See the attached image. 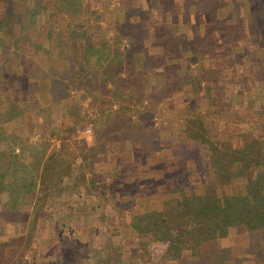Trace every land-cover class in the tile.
I'll use <instances>...</instances> for the list:
<instances>
[{"label":"trees","instance_id":"16d2710c","mask_svg":"<svg viewBox=\"0 0 264 264\" xmlns=\"http://www.w3.org/2000/svg\"><path fill=\"white\" fill-rule=\"evenodd\" d=\"M87 1L53 0L51 4L61 12L64 23L58 29L47 14L51 4L0 0V225L10 223L22 229V234L12 239L17 250L25 247L23 240H30L33 234L26 232V227L33 225L42 208H48L47 201L54 202L64 180L78 173L77 185L84 168L105 159L100 155L107 151L109 140L118 146L125 140L139 141L152 157L161 154V141L172 139L148 138L152 100L159 106L162 91L170 98L175 92L182 103L200 99L203 75L193 76L192 66H202L207 52L198 56L194 48L202 40L200 50L206 51L211 44L217 49L213 34L219 25L237 27L245 17L233 3V10L224 13L229 0H195L191 12V0H155L146 16L142 7L136 6L135 16L124 24L112 22L113 33L107 37L109 29L103 30L101 25L106 14L91 9V1ZM29 3H34L33 10ZM62 4L67 5L66 11L61 10ZM161 7L170 11L171 20L161 15ZM19 13L22 19H16ZM253 15L251 20L258 21ZM253 24V29H259ZM34 25H40V33L32 29ZM240 29L247 37L250 28ZM144 41L149 42L146 45ZM20 43L24 53L19 50ZM228 45L226 55L242 53L236 44ZM25 55L27 79L34 90L20 100L17 90L5 89L3 78L9 66L19 64ZM91 58H95V67L89 66ZM244 60L238 59L232 68L235 80L240 74V79L247 81L246 71L252 70ZM13 76H9L12 87ZM87 98L94 108L91 123L96 127L91 146L73 138L85 123L80 103ZM196 108L200 110L198 105ZM257 109L255 116L247 115V128L237 129L233 124L228 128L232 134L228 140L211 136V124L205 123L203 114L194 115L184 125L182 120L176 123L178 136L205 149L199 158L202 168L198 170L195 160L186 159L191 162L187 171H174L166 179L161 210L129 217L126 230L137 255L133 261L139 257L143 264H228L233 254L227 235L232 233L244 240L237 246L235 260L248 253L264 264V107ZM189 112L179 115L187 117ZM51 139L59 144L51 147ZM184 140H180L181 148ZM167 148L171 154L179 153L170 145ZM196 175L207 176L197 184L191 181ZM152 242L167 244L157 261L148 250ZM9 245L5 242L1 247Z\"/></svg>","mask_w":264,"mask_h":264},{"label":"rangeland","instance_id":"374dc122","mask_svg":"<svg viewBox=\"0 0 264 264\" xmlns=\"http://www.w3.org/2000/svg\"><path fill=\"white\" fill-rule=\"evenodd\" d=\"M43 1L45 4L53 3V0ZM88 1H91V4L103 1L101 6L105 8L101 11H104L106 17L102 19L101 25L103 30L109 29L107 37L112 36L111 29L114 23H119V26L124 24L125 20L135 13L136 6L142 7V13L146 16L151 6L154 8L155 4V0ZM211 1L200 0L202 3ZM194 2L195 0L190 1V12L194 9ZM227 3L229 5L223 8L225 14L233 10L230 4L233 3L235 8L244 11L245 17H241L242 25L239 23L237 27L219 25L217 32L213 34L216 40L214 46L217 49L211 44L206 45V51L200 50L202 40L194 48L198 56L202 52H207L202 56L204 59L202 66L197 68L195 66L198 64L192 66L193 76L203 75L201 85L204 91L200 93V99L195 98L182 103L180 96L174 95L175 92H172L170 98L168 92L162 91L163 96L159 99V106L155 104V100H152L149 105L152 116L149 120L151 129L148 131V138L150 140L169 139V137L172 139V141H161L163 149L161 154L152 157V154L142 149L139 141L133 143L125 140L118 146L116 143H111L108 137L109 141L105 147L107 151L100 155H105V159L95 164L91 163L88 168H84L81 171L84 173L83 176L81 175L83 178L77 185H75V178L78 173H73L68 180L65 179L61 191L56 190L54 194V202L47 201L48 208H42L33 225L26 227V232L33 234L30 240H23L25 247L23 245L22 248L21 245L17 250L15 248L17 244L12 243L16 242L12 240L13 238L22 234V229L10 223L0 225V264H106L107 260L108 264H143L139 257L132 260L137 255L133 254L136 247L129 239V233L126 230L129 217L137 213L161 210L164 201L161 197V190L165 186L166 179L174 171L186 172L188 166H191V162H187L186 159L195 160L198 170L202 168L199 158L202 154L204 156L205 149L188 139L184 140L185 136H178L176 123L182 120L181 123L184 125L185 121L190 120L194 115L203 114L205 123L208 126L211 124V136L228 140L232 139V134L228 130L232 124L237 126V129L247 128L249 125L247 115L255 116L259 111L257 107H264V31L261 30L264 29V0H229ZM33 4L27 5L29 9L35 8ZM96 6L91 5V9L95 10ZM49 8L47 11L49 19L59 27L58 29H61L64 26L61 12H56L52 4ZM178 9L175 6L173 12L177 14ZM61 10L66 11L67 5L62 4ZM250 13L252 19L255 14L259 20H251ZM169 14L170 11L165 8L161 10V15L167 20H171ZM162 16L161 18H164ZM22 17L23 14L19 13L16 19H22ZM189 17L193 16H188L187 19ZM152 18L155 20L157 16L153 15ZM191 22V25L194 24V21ZM253 23H257L259 29H253ZM39 27L40 25H37L32 29L40 33ZM241 27L250 28L248 38L242 36ZM212 28L213 26L209 27V30ZM32 33L34 30L30 31V36ZM144 42L147 45L149 41ZM127 43L129 41H124L125 45ZM20 44L19 50L24 53L23 43ZM228 44L233 46L236 44L242 49V53L239 51L236 55H226V50H229ZM23 57L19 64L17 62L9 66L5 75L7 77L3 78L5 89L7 88L9 92L17 90V97L20 100H24L27 94L34 90L33 82L27 79L28 57L26 55ZM238 59L242 63V60L248 59L244 62L252 70L246 71L249 74H247V81H242L240 74L236 75V80L234 79L232 68L235 63H238ZM95 63V58H91L89 66L95 67ZM210 66L216 68L210 69ZM12 74L15 78L13 87L9 81V76ZM166 76L168 77V72ZM205 77L207 82H205ZM196 105L200 110L193 109ZM80 109L85 116V123L83 122L84 125L77 130L73 138L79 142L85 141L91 146L94 144L96 127L91 123L94 108L89 106V98L81 101ZM188 110L190 112L187 117L179 115L182 111ZM87 129L90 133L86 132ZM180 140H184L185 146L182 148ZM51 144L52 147L58 145L59 142L51 139ZM167 145L179 153L174 155L166 151L164 148H167ZM173 160L175 163L172 165ZM79 162L76 159L75 168H78ZM206 176H192L191 181L199 184L205 181ZM228 236L227 244L231 247L233 254L228 264H263L253 259L248 253L238 258L239 260H235L234 254L237 252V246L243 245L244 240L241 236L232 233H228ZM5 242H10V245L1 247ZM166 246L167 244L163 242L150 243L148 250L152 260H159Z\"/></svg>","mask_w":264,"mask_h":264},{"label":"crops","instance_id":"0c3cea01","mask_svg":"<svg viewBox=\"0 0 264 264\" xmlns=\"http://www.w3.org/2000/svg\"><path fill=\"white\" fill-rule=\"evenodd\" d=\"M106 1V0H105ZM109 3V2H108ZM103 4V1L101 2V3H98V4H95V2H93V7H94V5L96 6V5H99L98 7L96 6V9L95 10H99V11H101V9L103 10V8H105L104 6L102 7L101 5ZM102 7V8H101Z\"/></svg>","mask_w":264,"mask_h":264},{"label":"built area","instance_id":"2783aa9c","mask_svg":"<svg viewBox=\"0 0 264 264\" xmlns=\"http://www.w3.org/2000/svg\"><path fill=\"white\" fill-rule=\"evenodd\" d=\"M86 132H87V133H90V130H89V129H87V130H86Z\"/></svg>","mask_w":264,"mask_h":264}]
</instances>
